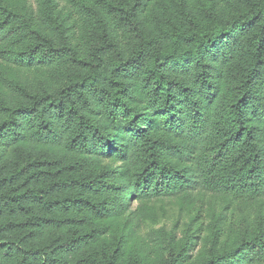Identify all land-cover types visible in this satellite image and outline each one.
I'll return each mask as SVG.
<instances>
[{"label": "trees", "instance_id": "16d2710c", "mask_svg": "<svg viewBox=\"0 0 264 264\" xmlns=\"http://www.w3.org/2000/svg\"><path fill=\"white\" fill-rule=\"evenodd\" d=\"M0 264H264V0H0Z\"/></svg>", "mask_w": 264, "mask_h": 264}, {"label": "rangeland", "instance_id": "374dc122", "mask_svg": "<svg viewBox=\"0 0 264 264\" xmlns=\"http://www.w3.org/2000/svg\"><path fill=\"white\" fill-rule=\"evenodd\" d=\"M167 201L165 202V207L167 206L171 210L168 211V215L165 217H162L156 224L151 225V224H146L141 231L145 230L148 231L150 229H155V230H174L177 235H181L183 229L185 228L184 226V219H185V214L179 212L178 208H176L174 205L172 206L171 204H168ZM135 205V203H134Z\"/></svg>", "mask_w": 264, "mask_h": 264}]
</instances>
